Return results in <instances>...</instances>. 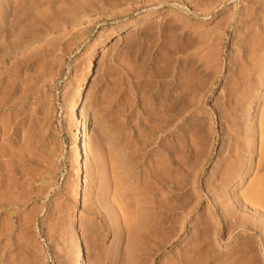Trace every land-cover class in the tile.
<instances>
[{"label":"rangeland","instance_id":"rangeland-1","mask_svg":"<svg viewBox=\"0 0 264 264\" xmlns=\"http://www.w3.org/2000/svg\"><path fill=\"white\" fill-rule=\"evenodd\" d=\"M35 1L0 0V264H264V197L242 202L264 179V0ZM167 100L186 112L136 150ZM152 159L171 190L149 241Z\"/></svg>","mask_w":264,"mask_h":264},{"label":"bare ground","instance_id":"bare-ground-1","mask_svg":"<svg viewBox=\"0 0 264 264\" xmlns=\"http://www.w3.org/2000/svg\"><path fill=\"white\" fill-rule=\"evenodd\" d=\"M34 1V0H33ZM37 1V0H36ZM35 1V2H36ZM39 1V0H38ZM110 1V0H109ZM192 1V0H191ZM1 2H2V0H1ZM9 3H10V1H8ZM8 2L6 3L5 2V4H2V3H0V9H2L1 11H3V12H1V13H4V14H6V15H3V14H1L2 15V17L0 18V21L2 20L4 23H5V25H3L4 27H2V28H0V33L2 32V35H5L4 37H5V39H7L8 37H9V35L11 34V33H13V32H11L10 30H12V23L14 22V19L12 20L10 17H9V15H8V13H6V11L8 12V8L9 7H7V6H9V5H11V4H8ZM23 3H25V2H23ZM8 4V5H7ZM26 4V3H25ZM98 4V3H97ZM3 5H5V6H3ZM7 5V6H6ZM21 5H23L22 3H21ZM27 5H28V3H27ZM34 5V4H33ZM104 5V4H103ZM107 5V4H106ZM109 5V4H108ZM112 5V4H111ZM12 6V5H11ZM18 6H20V5H18ZM24 6V5H23ZM95 6V5H94ZM7 7V9H5ZM15 7H16V5H15ZM14 7V8H15ZM90 7V6H89ZM19 8V7H18ZM84 8H86V7H84ZM104 8V7H103ZM24 9H26V8H24ZM90 9V8H89ZM19 10H20V8H19ZM18 10V11H19ZM10 12V11H9ZM13 12H14V10H13ZM18 13V12H17ZM23 13V12H22ZM14 14V13H13ZM30 14V13H29ZM17 15V14H16ZM13 15H11V17H12ZM24 16H25V14H24ZM17 17V16H16ZM20 17V16H19ZM55 17V16H54ZM38 21V20H37ZM11 23V24H10ZM35 24H38V23H35ZM41 24V23H40ZM18 25V24H17ZM19 27V26H18ZM18 27H15V29L16 28H18ZM11 28V29H10ZM21 30V29H20ZM14 35V34H13ZM1 36V35H0ZM10 36H12V35H10ZM22 36H24V35H22ZM21 37V36H20ZM3 38V37H2ZM12 38V37H11ZM19 38V37H18ZM4 39V38H3ZM5 39H4V41H5ZM9 40H11V39H9ZM3 41V40H2ZM4 41H3V43H4ZM1 42V41H0ZM10 42V41H9ZM20 42V41H19ZM3 43H2V45H3ZM12 43H13V41H12ZM1 44V43H0ZM9 44H11V43H9ZM18 44H21V43H18ZM18 44H16V45H18ZM25 44V43H24ZM6 46V47H5ZM4 47L6 48H4V49H1V51L2 52H8V49L10 48H7V44L5 45ZM10 46V45H9ZM20 46V45H19ZM21 46H23V45H21ZM1 47V46H0ZM12 47V46H11ZM13 48V47H12ZM0 51V52H1ZM10 53V51L8 52V54ZM3 54V53H2ZM8 54H7V56H8ZM1 56V55H0ZM4 60V59H3ZM189 61V60H188ZM192 61H194V60H192ZM4 63V62H3ZM189 64V62L187 63V65ZM191 64H194V62L192 63L191 62ZM197 65V64H196ZM198 65H200V63L198 64ZM197 65V66H198ZM191 66V65H190ZM202 66V65H201ZM188 67V66H187ZM186 68V67H185ZM180 73V72H179ZM184 75V74H183ZM175 76V75H174ZM183 77V76H182ZM180 78V77H179ZM173 79H174V77H173ZM195 79V78H194ZM177 81H176V83H175V85L178 87L179 85H181L183 82H181L179 79H176ZM184 80V79H183ZM185 81V80H184ZM201 81V80H200ZM200 81H199V84L201 85V83H200ZM191 82V81H190ZM198 83V82H197ZM199 84H198V86H194V87H192V89L193 90H195L196 89V91H198L199 90V88L201 89V87H199ZM203 84H205V83H203ZM202 84V85H203ZM187 83L185 84V85H183V86H185L187 89L188 88H190L191 86H193L192 84H188L187 86ZM197 85V84H196ZM201 85V86H202ZM169 86V85H168ZM176 86L174 87V85H173V87H174V89L176 88ZM204 86V85H203ZM202 86V87H203ZM239 86V85H238ZM237 86V87H238ZM180 87V86H179ZM185 87H180L182 90L184 89L185 90ZM199 87V88H198ZM171 88H172V86H171ZM179 88V89H180ZM163 89V88H162ZM191 89V90H192ZM160 90V89H159ZM181 90V91H182ZM184 90L182 91V93H183V95L185 94L184 93ZM201 91V90H200ZM233 91V90H232ZM236 91V90H235ZM169 93H166V95L168 94H171V90L170 91H168ZM199 92V91H198ZM153 93H155V92H153ZM180 93V92H179ZM182 93L180 94V95H182ZM172 94H173V90H172ZM4 95V94H3ZM151 95H153L154 96V94H151ZM151 95H149V96H151ZM157 94H155V96H154V101H156L157 100V96H156ZM185 96V95H184ZM2 97V96H1ZM164 97H165V95H164ZM167 97V96H166ZM174 97V96H173ZM172 97V98H173ZM182 97V96H181ZM4 98V97H3ZM149 98V97H148ZM156 98V99H155ZM179 98H180V96H179ZM178 98V99H179ZM185 97H183V99H184ZM6 99V98H5ZM169 99H171V98H169ZM168 99V100H169ZM174 99V98H173ZM173 99H171V100H173ZM151 101H153V99H150ZM159 100H160V98H159ZM167 100V101H168ZM180 100H181V98H180ZM185 100V99H184ZM183 100V101H184ZM174 101V100H173ZM169 102L170 103V106H169V103H167L168 105H167V109L165 108L164 110H167V112L169 111V108L171 107V105L173 106L174 105V103L175 102ZM182 101V100H181ZM3 102V101H2ZM164 102V101H163ZM160 104H161V102H160ZM165 104V103H164ZM149 105V104H148ZM152 105V104H151ZM177 105H178V102H177ZM164 106H166V104L164 105ZM152 107V106H151ZM157 107V106H156ZM187 107H188V105H187V102H183L182 104H181V102H180V105H178V108H176L177 109V111H176V114L173 112V113H171V111L170 112H168L169 114L165 117L163 114V111H162V114H161V117L163 118V119H161V117H160V119L161 120H159L158 118H156V117H154V113H155V116H156V114L158 115H160V111H158L157 109H159L158 107H157V109L156 108H154L155 110H153L152 108H150V111H152L153 113L152 114H150L151 116L150 117H147V119L148 120H150L151 121V124L150 125H146V126H150L149 128H147V127H145V128H147V132L145 131V138L144 137H142V135H141V133H140V135H141V137H139L138 139L140 140V139H144L143 141L141 140V142L142 143H140V141H139V143H138V141L136 140V142L138 143L137 144V146L138 147H136V150L138 149H142V147L144 148H147L148 146H147V144H149V142H151L152 140L154 141V138L153 137H155L156 138V136L158 137L159 136V132L160 131H163L164 129H166V127L167 126H170L169 124L170 123H172L173 121H174V118H177V116L180 118L185 112H186V109H187ZM163 108V107H162ZM161 109V108H160ZM171 109V108H170ZM158 112H157V111ZM147 111V110H146ZM156 111V112H155ZM143 112V111H142ZM165 112V111H164ZM166 112V113H167ZM165 113V114H166ZM153 115V116H152ZM264 119V118H263ZM263 119H262V121H263ZM149 122V121H148ZM137 126V125H136ZM139 128V127H138ZM168 128V127H167ZM144 130H146V129H144ZM139 136V135H138ZM144 136V135H143ZM163 136V138L165 137V138H167V136H164V135H162ZM137 138V137H136ZM263 140V139H262ZM264 141V140H263ZM165 142V141H164ZM167 143V142H166ZM263 144H262V148H260V149H262L261 151V156H263L264 157V155H262V154H264L263 152H264V142H262ZM166 145H168V144H165V146ZM134 146V145H133ZM136 146V145H135ZM147 146V147H146ZM164 146V147H165ZM127 147H129V146H127ZM167 148H169L168 146H166ZM149 148V147H148ZM165 149L166 151H167V153H169L168 152V149ZM77 149H78V151L79 152H81L80 150H81V148H80V146H77ZM131 149V148H130ZM150 150L151 149H153V148H149ZM134 150V149H133ZM146 151V150H145ZM152 151V150H151ZM78 154H80V153H78ZM167 155V154H166ZM170 155V154H169ZM168 155V157L170 158V156ZM168 157H166L165 159L167 160V158ZM168 158V159H169ZM157 159V158H156ZM156 159H152V160H156ZM263 159V158H262ZM161 160V159H160ZM164 160V159H163ZM235 161H237L238 163H239V159H237V160H235ZM234 161V162H235ZM162 162V161H161ZM168 162H170V161H168ZM236 162V164H238ZM241 162V161H240ZM154 163H157V164H154ZM154 165L152 166V164L150 165V168L151 167H153V169H151L152 171H150V173H149V175H150V177H148V176H146V177H148V178H144L145 180H143L144 181V183H143V185H142V187H143V190L145 191V193H146V189L147 190H149V191H147V193H149V195H150V197H152V198H148V194L146 195V197H147V199H149V200H151L150 202H149V200L147 201L146 200V202H148V203H150V204H148V205H150V208L148 207L147 209H149V210H145V212H147V213H145V215L146 214H148V216H146L147 217V219L145 218V217H143V218H145L144 220L145 221H141L140 220V217L138 216V220L136 219H134L135 221L134 222H136V224L134 223V225L133 226H135L136 228H137V231H138V233H139V236H141L142 238H143V240H144V237L146 238L147 237V239L149 240V238H151V237H153V235L155 234V232H157L156 230H157V225H156V223H157V218H156V213L158 212V210H157V208L159 207V205H157L155 202H156V199L158 198V197H156L157 195H160V191H161V193L162 194H165V190L167 189V187H165V186H169L170 185V183L168 182V180L169 181H171L170 180V178L168 177V173H165L164 171H162V173L160 172L161 170L159 169V163H158V160H156V161H154ZM235 164V166H238V165H236ZM233 165V164H232ZM232 165H231V169L233 168V167H235V166H233L232 167ZM165 166V165H164ZM166 166H168V165H166ZM165 166V167H166ZM149 168V169H150ZM167 168V167H166ZM159 169V170H158ZM230 169V170H231ZM240 169V168H239ZM168 170H170V172H171V169L168 167ZM233 171H236V172H238L239 170H238V168H236L235 167V170H233ZM151 172L152 173H154V174H151ZM168 172V171H167ZM229 172V171H228ZM228 172H227V174H228ZM164 173V174H163ZM230 173H231V171H230ZM233 173V172H232ZM151 175H156V176H151ZM231 176H233L232 174L230 175V177ZM168 177V178H167ZM171 177V176H170ZM263 178V177H262ZM0 181H2V180H0ZM168 183H169V185H168ZM8 184V183H7ZM253 185H254V187H252V189H248L249 191L248 192H245V195H244V199H243V203H244V201L246 200V203H248L249 201L251 202V204H252V206L254 205L255 206V208H253L252 209V206H251V211H255L256 213L258 212L257 211V209L258 208H256V207H258V205H262V203H260L261 201H263V197H264V179H259V182L257 183V181H256V183H253ZM252 185V186H253ZM2 186V185H1ZM4 186V185H3ZM142 187L140 188V189H142ZM170 187V186H169ZM169 187H168V189H169ZM2 188V187H1ZM0 188V189H1ZM6 187H4V189H5ZM5 190H7V189H5ZM4 190V191H5ZM170 190H171V187H170ZM169 190V191H170ZM79 189H77V193H79ZM164 191V192H163ZM8 192V191H7ZM10 192V191H9ZM2 193V192H1ZM6 193V192H5ZM12 193V192H11ZM10 193V194H11ZM141 193V192H140ZM159 193V194H158ZM4 194V193H3ZM167 194H168V192H167ZM170 194V193H169ZM7 195V194H6ZM142 195V194H141ZM166 195V194H165ZM9 197V196H8ZM11 197H13V196H11ZM172 197V196H171ZM1 198V197H0ZM156 198V199H155ZM169 198H170V196H168L167 195V197H165L164 199H165V201H164V203H162V204H164L163 205V207L165 208V210H164V214H165V216L163 217V220H164V222H163V226L166 228V229H169L168 227H169V225H170V220L172 219V218H170V216H172L171 214H172V211H171V209L173 208H171L170 206L172 205H170L169 206ZM2 199H4V196H3V198ZM1 199V200H2ZM5 199H6V197H5ZM14 199V198H13ZM171 199V198H170ZM239 199V198H238ZM237 199V200H238ZM241 199V200H242ZM262 199V200H261ZM0 200V201H1ZM6 200H8V201H10L9 199H6ZM240 200V199H239ZM238 200V201H239ZM13 201V200H12ZM248 201V202H247ZM6 203H7V201H5ZM165 202H166V204H165ZM174 202V201H173ZM241 202V201H240ZM245 203V204H246ZM144 204V203H143ZM159 204V203H158ZM168 204V205H167ZM258 204V205H257ZM174 205V204H173ZM264 205V204H263ZM262 205V206H263ZM145 206V205H144ZM243 206H245V205H243ZM143 208V207H142ZM160 208V207H159ZM261 208H264V207H261ZM259 209H260V207H259ZM144 210V209H143ZM249 211V210H248ZM250 211V213L252 214V215H254L253 213H255L254 211H253V213ZM261 211V210H260ZM148 212H150V213H148ZM250 213H249V215H250ZM255 213V214H256ZM259 213V212H258ZM262 214H263V212H261ZM260 213V214H261ZM143 215V214H142ZM155 215V216H154ZM141 216V215H140ZM154 216V217H153ZM158 216V215H157ZM255 216V215H254ZM260 216V215H259ZM264 216V215H263ZM263 218V217H262ZM159 219V218H158ZM246 219V218H245ZM1 221V220H0ZM132 221H133V217H132ZM228 221H229V219H228ZM263 221V220H262ZM138 222V223H137ZM234 222V221H233ZM260 222V221H259ZM263 223V222H262ZM7 224V223H6ZM258 224H260L261 225V222L260 223H257V225ZM230 225V224H229ZM130 226V225H129ZM129 226H128V228H129ZM232 226V225H231ZM259 226V225H258ZM262 226V225H261ZM1 227V226H0ZM134 227V228H135ZM257 227V226H256ZM127 228V229H128ZM263 228V227H262ZM261 228V229H262ZM2 229V228H1ZM139 229V230H138ZM156 229V230H155ZM259 229V228H258ZM171 229H169L168 231H170ZM260 230V229H259ZM5 230H3V232H4ZM167 230H165L163 233L165 234V232H166V234H165V238H164V235H163V238L165 239H163V243L165 242L166 243V241H169V240H167V239H169L170 237H171V235L169 234V232H168ZM1 232V231H0ZM7 232V231H6ZM127 232H129V231H127ZM260 232V231H259ZM130 233V232H129ZM134 233H135V231H134ZM137 233V234H138ZM132 234V233H131ZM129 235V234H128ZM135 235V234H134ZM157 235V234H156ZM167 236V237H166ZM170 236V237H169ZM128 237V236H127ZM132 237H133V235H132ZM135 237H137L136 235H135ZM140 237V239H142ZM158 237V236H157ZM157 237H154V238H157ZM162 237V236H161ZM160 237V238H161ZM169 237V238H168ZM135 239V238H134ZM137 239H139V238H137ZM158 239V238H157ZM162 239H161V241H162ZM132 240H133V238H132ZM148 240H146V241H148ZM150 240H152V238L150 239ZM149 240V241H150ZM134 241V240H133ZM136 241V240H135ZM160 241V242H161ZM143 242V241H142ZM152 242V241H151ZM136 243V242H135ZM145 243V242H144ZM133 244V243H132ZM142 244V243H141ZM147 244V243H146ZM151 244V243H150ZM158 244H159V242H158ZM161 244V243H160ZM137 245V244H136ZM148 245V244H147ZM155 245V244H154ZM164 245V244H163ZM143 246V245H142ZM157 246V245H156ZM135 246L133 245V248H134ZM161 247V246H160ZM152 249V248H151ZM155 249H156V247H155ZM138 250V249H137ZM153 250H154V248H153ZM247 250V249H246ZM245 250V251H246ZM139 251V250H138ZM137 253V252H136ZM136 253H135V255H136ZM245 253V252H244ZM139 255V254H138ZM142 255H144V254H142ZM245 255V254H244ZM239 258V257H238ZM244 258V257H243ZM241 260V259H240ZM250 260V259H249ZM238 261V260H237ZM246 261V260H245ZM233 262V261H232ZM241 263V262H240ZM248 263V262H247ZM242 264H244V263H242Z\"/></svg>","mask_w":264,"mask_h":264}]
</instances>
